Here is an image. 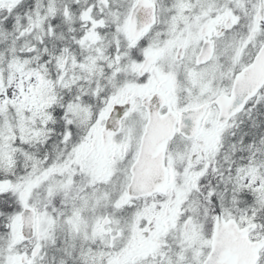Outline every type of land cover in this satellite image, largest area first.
I'll list each match as a JSON object with an SVG mask.
<instances>
[{
  "label": "snow or ice",
  "instance_id": "1",
  "mask_svg": "<svg viewBox=\"0 0 264 264\" xmlns=\"http://www.w3.org/2000/svg\"><path fill=\"white\" fill-rule=\"evenodd\" d=\"M0 264H264V0H0Z\"/></svg>",
  "mask_w": 264,
  "mask_h": 264
}]
</instances>
